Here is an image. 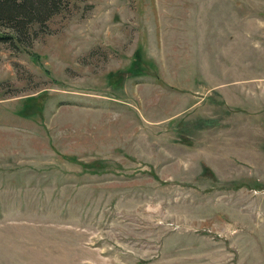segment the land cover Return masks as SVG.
Returning a JSON list of instances; mask_svg holds the SVG:
<instances>
[{
  "label": "rangeland",
  "instance_id": "1",
  "mask_svg": "<svg viewBox=\"0 0 264 264\" xmlns=\"http://www.w3.org/2000/svg\"><path fill=\"white\" fill-rule=\"evenodd\" d=\"M0 43V264H264V0H69Z\"/></svg>",
  "mask_w": 264,
  "mask_h": 264
},
{
  "label": "trees",
  "instance_id": "2",
  "mask_svg": "<svg viewBox=\"0 0 264 264\" xmlns=\"http://www.w3.org/2000/svg\"><path fill=\"white\" fill-rule=\"evenodd\" d=\"M69 0H0V43L25 45Z\"/></svg>",
  "mask_w": 264,
  "mask_h": 264
}]
</instances>
